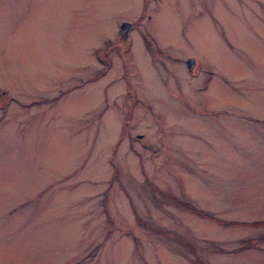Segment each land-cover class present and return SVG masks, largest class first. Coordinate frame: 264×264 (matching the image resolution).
<instances>
[{"label": "rangeland", "instance_id": "1", "mask_svg": "<svg viewBox=\"0 0 264 264\" xmlns=\"http://www.w3.org/2000/svg\"><path fill=\"white\" fill-rule=\"evenodd\" d=\"M0 264H264V0H0Z\"/></svg>", "mask_w": 264, "mask_h": 264}, {"label": "water", "instance_id": "2", "mask_svg": "<svg viewBox=\"0 0 264 264\" xmlns=\"http://www.w3.org/2000/svg\"><path fill=\"white\" fill-rule=\"evenodd\" d=\"M129 27H130L129 24H127L126 22H123V23L120 25V31H122V30L127 31Z\"/></svg>", "mask_w": 264, "mask_h": 264}, {"label": "flooded vegetation", "instance_id": "3", "mask_svg": "<svg viewBox=\"0 0 264 264\" xmlns=\"http://www.w3.org/2000/svg\"><path fill=\"white\" fill-rule=\"evenodd\" d=\"M123 22H127V21H123ZM123 22H122V23H123ZM127 23H129V25L132 26V24H131L130 22H127ZM130 29H131V28H130ZM130 29H128L127 31H123L122 33L119 32V30H118V32L121 33V34L123 35V38H126V36L128 35V32H129ZM140 136H141V135H140Z\"/></svg>", "mask_w": 264, "mask_h": 264}, {"label": "bare ground", "instance_id": "4", "mask_svg": "<svg viewBox=\"0 0 264 264\" xmlns=\"http://www.w3.org/2000/svg\"><path fill=\"white\" fill-rule=\"evenodd\" d=\"M126 23H127V22H126ZM121 24H122V23H121ZM121 24H120V25H121ZM127 24H129V23H127ZM118 28H119V29H118L119 32H121V31H120V26H119ZM189 60H191V59H189ZM187 66H188V68L191 67V61H187Z\"/></svg>", "mask_w": 264, "mask_h": 264}]
</instances>
